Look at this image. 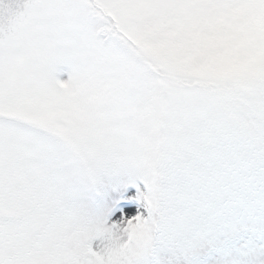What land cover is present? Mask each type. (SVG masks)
I'll list each match as a JSON object with an SVG mask.
<instances>
[{
	"label": "snow or ice",
	"instance_id": "6c2138e0",
	"mask_svg": "<svg viewBox=\"0 0 264 264\" xmlns=\"http://www.w3.org/2000/svg\"><path fill=\"white\" fill-rule=\"evenodd\" d=\"M0 264H264V0H0Z\"/></svg>",
	"mask_w": 264,
	"mask_h": 264
}]
</instances>
